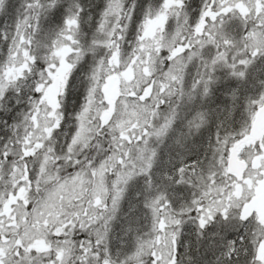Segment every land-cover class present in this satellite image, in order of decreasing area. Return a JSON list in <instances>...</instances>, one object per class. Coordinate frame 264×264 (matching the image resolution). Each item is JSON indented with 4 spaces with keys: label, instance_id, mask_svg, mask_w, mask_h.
<instances>
[{
    "label": "snow or ice",
    "instance_id": "obj_1",
    "mask_svg": "<svg viewBox=\"0 0 264 264\" xmlns=\"http://www.w3.org/2000/svg\"><path fill=\"white\" fill-rule=\"evenodd\" d=\"M14 10L0 29V106L10 88L33 95L0 144V264H185V235L212 238V264H264V0H201L194 16L186 0H0V17ZM221 82L233 108L244 90L239 131L217 133L206 167L162 162L178 101ZM207 115L185 117L189 133ZM137 177L142 210L130 244L114 248L112 222Z\"/></svg>",
    "mask_w": 264,
    "mask_h": 264
},
{
    "label": "trees",
    "instance_id": "obj_2",
    "mask_svg": "<svg viewBox=\"0 0 264 264\" xmlns=\"http://www.w3.org/2000/svg\"><path fill=\"white\" fill-rule=\"evenodd\" d=\"M13 2L17 6V9H18L19 5L22 3V0H13ZM94 2L97 4V3H99V0H93V3ZM91 10L92 9H90V11ZM15 14L16 13L14 10L13 11L14 18H15ZM92 16L95 18L98 16V14H96V12H92ZM5 18H6V16L0 17V24L3 23V20ZM84 32L88 34L85 38L91 39L90 38L91 28L89 25H88V28H86V30H84ZM131 40H134V34L130 31L129 35L127 36V38L124 42L125 48L130 47L129 41H131ZM91 59H92V53H86L85 54V60H87L89 65L91 63ZM189 69L192 70L188 75V77L191 78L193 75H195V71H196L195 64H191L189 66ZM187 80L189 83L191 82L190 79H187ZM31 95H33V91L28 88L27 84H25L23 87V93H17L14 89H11V88L8 90L7 96L3 102V106H0V144L5 143L7 141V139L12 135V130L9 127V125H12L15 120L19 119L18 118L19 116L13 115L11 110L15 109V108H19V107L23 108L24 110H27V108L29 107L28 97ZM203 97L204 96H202L200 98L201 99L200 101H202V103L198 104V105H196L195 102H193V101L192 102L187 101V100L178 101V104L180 106V118H178L175 121L173 130L164 139L163 143L159 144L160 156L164 154L163 157L164 156L170 157V156L182 154V152H183V150L181 149L182 146H180L178 141H177V137H178L177 136V133H178L177 129L181 126L180 124L183 122L185 117L189 116L190 112H191V110H190L188 113L183 114L182 108H183V106H189L191 109V106H192L194 108L204 110L202 108V106H203L202 104L205 103L204 101L207 99L208 96H206L205 98H203ZM13 98H16L18 100V102H20V104H15ZM240 107H241L242 113L239 115V118L237 119V125L231 131H239L240 127L242 126L244 119H246L245 105H240ZM223 132H221V133H223ZM215 140H216V137L207 138V140L205 141V145L208 146L207 147L208 150H207V152H204V154H202L203 158H205L204 157L205 155L209 158L211 157V154H213V151H214ZM201 166L206 167L205 164H201ZM143 183H144L143 177H137L136 179H134L129 184L127 191L125 193V196L120 203V208L118 209L117 216L112 222L111 244L114 248H124V247L128 246L131 242L130 235L127 232V227H128L130 215L138 216L140 211L142 210V204H141L142 196H138L137 193H139L141 191ZM130 191H131V193H130ZM132 209H135V211H132ZM141 223L144 225L148 224V222L144 221V220H141ZM142 230L147 231V227L146 226L143 227ZM238 231L242 233L243 228L242 227L239 228ZM236 235H237L236 231H230L227 233V238L231 239V238H234ZM187 237H188L187 235L183 236L181 242H183V240H185V238H187ZM209 239H212V238H209L206 236L204 238V240L197 243L196 237L194 238V243L199 247V248H195V249L199 250V252H200L198 263L195 262V264H212V261L214 259V252L218 251V249H215L212 245L209 244ZM214 239H216L217 243H219V239H220L219 237H215ZM179 250L181 253L185 252L184 248H182V249L180 248ZM188 257H189V255L187 254L185 256V261H187V264H190V259H188Z\"/></svg>",
    "mask_w": 264,
    "mask_h": 264
},
{
    "label": "bare ground",
    "instance_id": "obj_3",
    "mask_svg": "<svg viewBox=\"0 0 264 264\" xmlns=\"http://www.w3.org/2000/svg\"><path fill=\"white\" fill-rule=\"evenodd\" d=\"M195 5L193 6V8L190 7V15H196L198 14L199 11V6H201V0H194ZM94 4H96L94 2ZM98 5L102 6L103 4V0H99V3H97ZM92 12H96V14H98V9L93 8L91 10ZM12 13V14H11ZM139 14V13H138ZM10 16V17H8ZM13 15V11L10 12L6 18H12ZM12 22V21H10ZM4 24V22H3ZM3 28L2 23L0 24V29ZM192 70L189 69V73ZM190 79L191 78H187ZM213 92V91H212ZM202 96L200 95H196L193 97V99L191 100V102H195L196 105L201 104L202 101H200ZM15 104H20V102H18V100L16 98H13ZM202 108L204 109V111L207 112V122L202 125L198 130H193L191 133H189V129L187 127V120L186 118L183 120V122L180 124L181 126L177 129L178 133H177V141L179 143L180 146H182V154L181 155H174L173 157L170 156V159L176 157L175 162H172V164H176L178 165L180 162V158L183 157L185 162H189V161H193L194 158V154L197 153V151L201 152L202 154H204V152H207L208 150V146L205 145V141L207 140V138H214L217 136L218 131L221 133L223 131H231L234 129V127L237 125V119L239 118V115L242 113L241 111V107L238 104V102L236 103V106L233 108V102L232 104H230L228 107H223L221 110L222 112H224V114L219 113L218 110L217 111H212V109L207 108L206 104H202ZM198 108H194L191 106V109L189 106H183L182 108V113L186 114L188 113L190 110V115L192 113V111L196 110ZM26 110H24L23 108L19 107V108H15L12 109L11 112L13 115H18L19 119L22 118V114L23 112H25ZM189 115V116H190ZM203 147V148H202ZM201 148V149H200ZM163 160H161L162 162H165L167 159H165L164 157L162 158ZM171 164H162V170H168L171 171ZM159 179V178H158ZM132 188V187H131ZM187 194V198H191V188H186L184 190ZM131 193V191H130ZM194 238L195 235L192 236H188L185 239H190L191 240V245L188 248L187 254L189 256H191L197 263L199 260V256H200V252L199 250L195 249V248H199L195 243H194ZM181 249L184 248L185 251V247L183 246V242H181Z\"/></svg>",
    "mask_w": 264,
    "mask_h": 264
},
{
    "label": "rangeland",
    "instance_id": "obj_4",
    "mask_svg": "<svg viewBox=\"0 0 264 264\" xmlns=\"http://www.w3.org/2000/svg\"><path fill=\"white\" fill-rule=\"evenodd\" d=\"M8 17H10V16H8ZM13 19H14V16L12 18H10V19L9 18H5L3 20L4 24L2 23L3 28L5 27V21H7V23L9 25H11L12 22H10V21H13ZM86 28H88L87 24L85 25L84 30H86ZM90 38H91V36H90ZM81 63H84V61L82 60ZM78 67H79V65H78ZM80 79L82 80L83 77L81 76ZM232 87H235V85H232ZM77 89L81 93L79 99L77 98L76 95H68V96H66L65 101H64L65 123H66V127H68V128L74 127V124L72 123V121L75 119L74 113L77 110L79 104L82 103V100H83V90L79 87V83L77 85ZM226 91H229V88L223 82L217 83L214 86V88H213L212 94L209 95L207 97V99L204 101L205 102L204 104H206L207 108L212 109L213 112L218 110L219 113L224 114V112H222L221 109L223 107H228L230 104H232L231 97H228V96L225 95ZM243 95H244V90L241 89V92H240L241 99H239V101H238L239 105H245V103H246L242 99ZM205 97L206 96H204L203 98H205ZM245 114H246V112H245ZM62 139H63V137H59L58 141L62 140ZM163 155L160 156L161 160H163L162 159ZM204 157L205 158L202 157V153L201 152L197 151V153L194 154V156H193V158H194L193 161H198L200 164H205V166H207L209 161L212 158V154H211L210 158L207 157L206 155ZM164 158L167 159L166 161L171 160L172 162H175V160H176V157L170 159V157L164 156ZM160 170L163 171L162 170V165L160 167ZM195 262L196 261L194 259L190 260V264H195ZM185 264H187V261H185Z\"/></svg>",
    "mask_w": 264,
    "mask_h": 264
},
{
    "label": "flooded vegetation",
    "instance_id": "obj_5",
    "mask_svg": "<svg viewBox=\"0 0 264 264\" xmlns=\"http://www.w3.org/2000/svg\"><path fill=\"white\" fill-rule=\"evenodd\" d=\"M186 4L190 13V7L193 8V6L195 5L194 0H186Z\"/></svg>",
    "mask_w": 264,
    "mask_h": 264
}]
</instances>
